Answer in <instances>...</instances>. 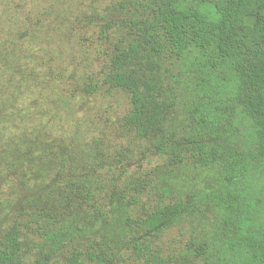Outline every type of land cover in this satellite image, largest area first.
Wrapping results in <instances>:
<instances>
[{"label":"rangeland","instance_id":"rangeland-1","mask_svg":"<svg viewBox=\"0 0 264 264\" xmlns=\"http://www.w3.org/2000/svg\"><path fill=\"white\" fill-rule=\"evenodd\" d=\"M116 1L0 0V250L16 238L25 264H67L109 236L110 264H151L135 253L146 243L168 264H240L233 231L264 228V169L231 178L242 134L191 94L162 137L124 127L129 98L102 83L98 35ZM157 203L184 209L162 237L140 235L133 220Z\"/></svg>","mask_w":264,"mask_h":264},{"label":"trees","instance_id":"trees-1","mask_svg":"<svg viewBox=\"0 0 264 264\" xmlns=\"http://www.w3.org/2000/svg\"><path fill=\"white\" fill-rule=\"evenodd\" d=\"M107 9L98 31L106 45L102 83L128 95L123 124L133 137H160L179 99L191 94L204 102V119L219 129L231 123L242 134L243 143L226 152L231 178L264 169V0H119ZM221 153L212 152V158ZM183 209L157 203L133 223L140 235L160 238ZM227 224L237 227L232 220ZM238 228L233 232L240 264H264V228ZM110 253L111 239L102 236L85 251L74 250L66 262L110 264ZM135 253L151 264L170 262L153 254L148 243L135 245ZM0 264H25L16 238L0 250Z\"/></svg>","mask_w":264,"mask_h":264}]
</instances>
